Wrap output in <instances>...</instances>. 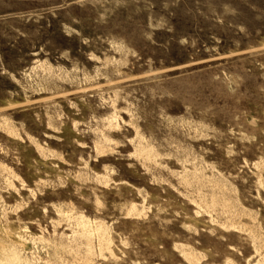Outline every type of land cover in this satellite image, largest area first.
<instances>
[{"label":"rangeland","instance_id":"obj_1","mask_svg":"<svg viewBox=\"0 0 264 264\" xmlns=\"http://www.w3.org/2000/svg\"><path fill=\"white\" fill-rule=\"evenodd\" d=\"M262 239L264 0H0V264H261Z\"/></svg>","mask_w":264,"mask_h":264},{"label":"bare ground","instance_id":"obj_2","mask_svg":"<svg viewBox=\"0 0 264 264\" xmlns=\"http://www.w3.org/2000/svg\"><path fill=\"white\" fill-rule=\"evenodd\" d=\"M141 153H142V152H141ZM213 203H214V202H212L211 204H213ZM211 206H212V205H211ZM215 206H216V205H215ZM215 206H212V207H215ZM223 206H224V205H223ZM212 207H211V209H213ZM223 208H224V207H223ZM211 209H210V210H211ZM221 209H222V208H221ZM208 210H209V208H208ZM208 210H207V211H208ZM222 210H223V211L227 210V212H230V211H228L227 208H225V210H224V209H222ZM221 213H222V212H221ZM223 213H225V212H223ZM231 213H232V212H231ZM231 213H229V214H231ZM229 214H226V215L229 216ZM232 214H233V213H232ZM236 215H237V214H236ZM236 215H235V216H236ZM210 216H211V215H210ZM228 216H227V217H228ZM235 216H234V217H235ZM229 217L231 218V215H230ZM231 219L233 220V218H231ZM234 221H235V219H234L232 222H234ZM230 222H231V221H230ZM229 225H231V224H229ZM232 225H234V224H232ZM234 226H235V225H234ZM234 226H233V227L231 226V227L234 228ZM100 227H101V226H100ZM235 227H236V226H235ZM241 228H242V227H241ZM253 233H254V232H253ZM253 235H254V234H253ZM253 235H252V237H253ZM259 236H260V235H259ZM259 236H257V237H259ZM259 238H261V237H259ZM255 239H256V236H255ZM255 239H254V240H255ZM257 240H259V239L257 238L256 241H257ZM261 241L263 242V239H262ZM262 242H260V243L262 244ZM258 243H259V242H258ZM258 243H257V244H258ZM263 243H264V242H263ZM260 246H261V245H260ZM262 246H263V245H262ZM260 248H261V247H260ZM260 248H259V249H260ZM263 248H264V246L262 247V249H263ZM255 250H256V248H255ZM186 251H187V250H186ZM189 251H190V250H189ZM189 251H188V252H189ZM258 252H259V250H258ZM258 252H256V253H258ZM187 254H188V253H187ZM262 254H264V253H262ZM74 255H75V254H74ZM192 255H193V254H192ZM192 255H191V256H192ZM188 257H189V256H188ZM194 257H195V256H194ZM260 257H261V255H260ZM258 259H259V258H258ZM261 260L264 262V256L260 258V261H261ZM194 261H195V260H194ZM226 261H227V260H226ZM260 261H259V262H260ZM64 262H65V261H64ZM257 262H258V260H257ZM257 262H256V263H257ZM263 262H261V264H262ZM19 263H20V258H17V261H16L15 264H19ZM256 263H255V264H256ZM257 264H258V263H257ZM259 264H260V263H259ZM263 264H264V263H263Z\"/></svg>","mask_w":264,"mask_h":264}]
</instances>
